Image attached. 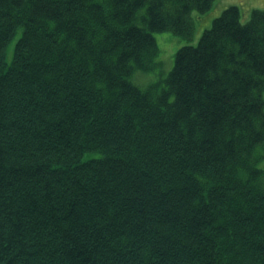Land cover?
Instances as JSON below:
<instances>
[{"label": "trees", "instance_id": "1", "mask_svg": "<svg viewBox=\"0 0 264 264\" xmlns=\"http://www.w3.org/2000/svg\"><path fill=\"white\" fill-rule=\"evenodd\" d=\"M214 1L0 0V264H264V11L137 81Z\"/></svg>", "mask_w": 264, "mask_h": 264}, {"label": "rangeland", "instance_id": "2", "mask_svg": "<svg viewBox=\"0 0 264 264\" xmlns=\"http://www.w3.org/2000/svg\"><path fill=\"white\" fill-rule=\"evenodd\" d=\"M229 6H237L240 10L241 22L246 23L253 10L264 11V0H215L210 11L203 14L194 13L192 15L195 30L193 37L189 40L170 32L154 34L158 51L154 58L152 68L146 73L136 75L137 81L140 83L139 86L144 88L149 85L159 84L158 88H161L164 79L172 68L177 50L185 45L195 46L203 31L210 27L212 20ZM13 44L14 38L10 41L6 50V61L8 63L11 60ZM257 165L264 171V157L259 160Z\"/></svg>", "mask_w": 264, "mask_h": 264}]
</instances>
